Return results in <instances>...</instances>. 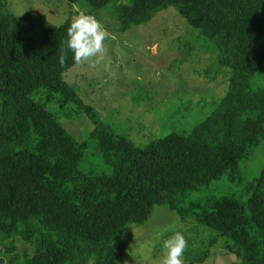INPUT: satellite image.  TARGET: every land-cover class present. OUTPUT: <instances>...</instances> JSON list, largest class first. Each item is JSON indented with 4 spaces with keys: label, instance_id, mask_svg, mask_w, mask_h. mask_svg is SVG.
<instances>
[{
    "label": "trees",
    "instance_id": "1",
    "mask_svg": "<svg viewBox=\"0 0 264 264\" xmlns=\"http://www.w3.org/2000/svg\"><path fill=\"white\" fill-rule=\"evenodd\" d=\"M66 1L94 12L116 2L123 33L174 8L216 48L215 66L230 77L229 90L189 135L172 133L142 148L102 122L64 79L78 65L67 49L72 21L51 28L31 15L17 17L0 0V256L7 243L9 264H118L127 228L164 206L224 237L242 264H264V172L246 198L185 205L225 177L241 182L242 163L264 143V88L255 81L264 73V0ZM41 89L93 122L88 140H77L33 99ZM96 154L100 170L91 161ZM18 241L26 245L21 252Z\"/></svg>",
    "mask_w": 264,
    "mask_h": 264
},
{
    "label": "rangeland",
    "instance_id": "2",
    "mask_svg": "<svg viewBox=\"0 0 264 264\" xmlns=\"http://www.w3.org/2000/svg\"><path fill=\"white\" fill-rule=\"evenodd\" d=\"M119 3L131 5L132 0ZM88 7L66 0H8L12 14L43 19L51 28H59L81 13L93 15L101 22L109 36L103 59L95 66V57L76 65L64 79L78 89L83 101L94 107L102 122L119 136L144 148L172 133L189 135L226 96L230 77L219 73L215 66L218 51L174 8L160 12L147 26L123 33L116 15V2L102 11L94 12ZM255 81L264 88V73H259ZM32 97L80 142L88 140L94 132L93 122L80 115L75 105L61 109L57 102L50 100V93L45 89ZM91 161L102 169L99 154ZM104 169L111 172L110 168ZM263 172L264 143L242 163L241 182L232 183L225 177L189 195L185 205L201 203L213 196L246 198L247 187ZM178 231L184 232L188 239L185 264L206 252V261L197 264H242L236 255L225 249L224 237L194 218L183 220L164 206L155 207L144 224L127 228L123 235L127 252L118 264H162L163 242ZM17 243L20 252L23 251L26 245L21 241ZM5 246H2L0 264H9Z\"/></svg>",
    "mask_w": 264,
    "mask_h": 264
},
{
    "label": "clouds",
    "instance_id": "3",
    "mask_svg": "<svg viewBox=\"0 0 264 264\" xmlns=\"http://www.w3.org/2000/svg\"><path fill=\"white\" fill-rule=\"evenodd\" d=\"M67 35V49L73 54L76 64L89 62L94 57L96 60L93 66L101 62L105 52V41L109 36L95 16L81 13L72 20ZM60 62L61 64L65 62V55L60 57ZM188 246L184 232L174 233L163 242L162 264H185L184 254Z\"/></svg>",
    "mask_w": 264,
    "mask_h": 264
}]
</instances>
